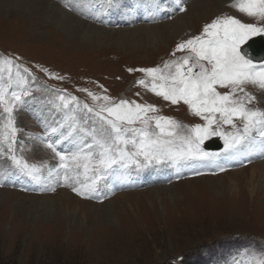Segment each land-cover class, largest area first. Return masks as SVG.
<instances>
[{"label":"rangeland","instance_id":"374dc122","mask_svg":"<svg viewBox=\"0 0 264 264\" xmlns=\"http://www.w3.org/2000/svg\"><path fill=\"white\" fill-rule=\"evenodd\" d=\"M231 1L120 0L110 6L107 0H0V80L11 78V92L22 79L31 92L12 114L18 129L13 150L9 153L5 143L0 154V264H252L264 259L259 150L226 154L222 139L221 150H206L213 136L202 145L215 154L208 160L117 167L86 197L73 190L86 182L83 174L66 183L59 159L47 147L57 138L58 148L71 150L92 142L91 130L100 126L95 111L122 100L153 105L158 111L149 116L171 118L185 128L203 125L183 101L172 104L155 95L151 79L130 70L163 68L187 55L176 52L177 45L202 35L220 16L264 27ZM56 5L67 17L46 10ZM181 17L183 24L161 28ZM144 26L157 28L135 32ZM259 37L264 35L250 40ZM245 91L259 99L247 107L264 109V90L246 85ZM76 93L95 111L78 103ZM243 96L238 91L235 98ZM6 116L0 107V129ZM223 131L232 129L224 125ZM25 164L40 168V179L29 176Z\"/></svg>","mask_w":264,"mask_h":264},{"label":"snow or ice","instance_id":"6c2138e0","mask_svg":"<svg viewBox=\"0 0 264 264\" xmlns=\"http://www.w3.org/2000/svg\"><path fill=\"white\" fill-rule=\"evenodd\" d=\"M107 2L114 6L120 0ZM234 6L247 17L264 21V0H235ZM257 35H264V27L242 22L234 16H220L204 26L202 35L177 45L176 52L186 51L187 55L165 63L163 68L130 70L143 72L149 77L150 90L155 95L172 104L183 101L205 123L185 128L171 118L149 116V113L158 111L153 105L131 104L123 100L117 104L109 103L99 111L85 105L88 112L95 111L100 121L99 128L91 130L92 142L76 150L58 148L62 142L60 138L47 144L59 159L64 181L78 180L83 174L86 182L73 190L90 197L98 190L100 181L115 172L117 167L135 165L142 168L154 163L208 160L215 154L204 150L202 145L213 136L222 138L226 154L236 155L247 148L259 150L264 156V109L247 107L256 97L245 91L246 85L264 90V63H253L247 49L242 50V45ZM13 83L11 78L8 83L0 80V107L7 114L0 129V154L4 153L5 143L8 152H12L18 131L12 114L18 105L26 103L23 98L31 95L22 86L25 83L22 79L15 82L16 87L10 92ZM139 83L146 85L145 80ZM218 87L230 91L221 93L217 91ZM238 91L244 93L239 99L235 98ZM88 94L93 100L100 99L90 92ZM103 99L108 101L109 97ZM235 121H239L242 127H238ZM138 123L141 127L134 126ZM224 125H229L232 131L224 132ZM8 158L20 163L14 155ZM24 167L29 176L40 179V168L27 164ZM252 264H264V259Z\"/></svg>","mask_w":264,"mask_h":264},{"label":"bare ground","instance_id":"6f19581e","mask_svg":"<svg viewBox=\"0 0 264 264\" xmlns=\"http://www.w3.org/2000/svg\"><path fill=\"white\" fill-rule=\"evenodd\" d=\"M230 4L232 5V6H234V3H233V0L230 2ZM57 6V5H56ZM61 6L60 5H58L57 6V9L55 10V9H51V8H47L46 10L47 11H51L52 13H53V11L54 12H56L57 14H59L60 12H61V14H62V16H64V17H67V15H66V13H65V11L64 10H61V8H60ZM45 9V8H44ZM67 14H68V12H67ZM68 16H70V15H68ZM183 17H181V18H176L175 20H173L172 22H168V23H162V26H161V28H163V29H167V28H171L172 26H178V25H181V24H183L182 22H183ZM77 22L78 23H81L79 20H77ZM84 23V22H83ZM88 26V25H87ZM144 27H148V28H146V29H137V30H135V32H139V33H143V32H151L152 30H155L157 27L156 26H144ZM160 28V29H161ZM135 29V28H134ZM93 30V29H92ZM145 34V33H144ZM155 34V33H154ZM109 37V36H108ZM264 39V38H263ZM256 42H259V41H256ZM251 43L252 42H250V44L249 45H251ZM244 47V46H243ZM242 47V48H243ZM255 49H257L256 51L258 52L255 56H257V58H260V62L262 61L263 62V60H264V56H262V55H260L259 53H260V50H262L263 49V47H259L258 45H256L255 46ZM258 55H260V56H258ZM255 58V57H254ZM258 97V96H257ZM85 99H87V98H85ZM257 99V98H256ZM257 100H259V99H257ZM263 100H264V98H263ZM253 103V102H252ZM252 107V106H251ZM254 107V106H253ZM1 205V204H0ZM80 205V204H79ZM26 206V205H25ZM1 207V206H0ZM89 207V206H88ZM86 208V207H85ZM69 209V208H68ZM92 209V208H91ZM2 210V209H1ZM61 210H63V209H61ZM37 211H38V209H37ZM36 211V212H37ZM41 211V210H40ZM87 211H88V209H87ZM30 212H32V210L30 211ZM73 212V211H72ZM89 212V211H88ZM92 212V211H91ZM30 214V213H29ZM28 214V215H29ZM39 214V213H38ZM41 214V213H40ZM61 214V213H60ZM76 214H77V212H76ZM98 214V213H97ZM64 215H65V213H64ZM85 215V214H84ZM33 216H35V215H33ZM83 216V215H82ZM86 216V215H85ZM84 216V217H85ZM32 218V217H31ZM40 217L38 216V218L37 219H39ZM75 218V217H74ZM19 219V218H18ZM34 219V218H33ZM48 219V218H47ZM86 219V218H85ZM93 219V218H92ZM52 220V219H51ZM75 220H77V219H75ZM34 221V220H33ZM87 221V220H86ZM23 223V222H22ZM61 223V222H60ZM88 223V222H87ZM96 223V222H95ZM9 224V223H8ZM24 224V223H23ZM11 225V224H10ZM29 225V224H28ZM35 225V224H34ZM59 225V224H58ZM88 227V226H87ZM72 230V229H71ZM124 233V232H123ZM121 234V233H120ZM68 235V234H67ZM80 235V234H79ZM63 236V235H62ZM70 236V235H69ZM71 239V238H70ZM27 240V239H26ZM66 240V239H65ZM6 241V240H5ZM62 241V240H61ZM94 241V240H93ZM34 243H35V241H34ZM43 243V242H42ZM57 245H58V243H57ZM61 245V244H60ZM66 245V244H65ZM52 246V245H51ZM50 247V246H49ZM48 247V248H49ZM70 247V246H69ZM72 248V247H71ZM69 249V248H68ZM73 249V248H72ZM76 249V248H75ZM15 250V249H14ZM4 251V250H3ZM7 251V250H6ZM75 253H78V252H75ZM74 253V254H75ZM70 254V253H69ZM75 256V255H74ZM28 260V259H27ZM67 264V263H66Z\"/></svg>","mask_w":264,"mask_h":264},{"label":"water","instance_id":"95a60500","mask_svg":"<svg viewBox=\"0 0 264 264\" xmlns=\"http://www.w3.org/2000/svg\"><path fill=\"white\" fill-rule=\"evenodd\" d=\"M256 41H259V42H256ZM251 43V45H249ZM249 42V48H247V46L244 47V49H247V52L249 54V57L254 60V61H257V62H260V58H257V56H255L258 52L256 51L257 49H255V46L258 45L259 47H263L262 50H260V55L264 56V39L263 38H257V39H252L251 41ZM258 55V56H260ZM255 57V58H254ZM261 57V56H260ZM264 61V60H263ZM262 62V61H261ZM222 146L221 143H219L218 141H210L208 142L206 145H205V149L206 150H209V151H219L222 149Z\"/></svg>","mask_w":264,"mask_h":264}]
</instances>
